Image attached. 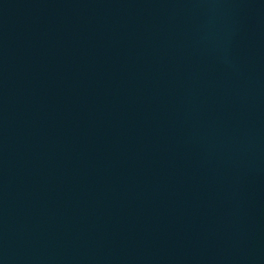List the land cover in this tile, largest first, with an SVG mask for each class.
Returning a JSON list of instances; mask_svg holds the SVG:
<instances>
[{
	"label": "water",
	"instance_id": "obj_1",
	"mask_svg": "<svg viewBox=\"0 0 264 264\" xmlns=\"http://www.w3.org/2000/svg\"><path fill=\"white\" fill-rule=\"evenodd\" d=\"M0 264H264V0H0Z\"/></svg>",
	"mask_w": 264,
	"mask_h": 264
}]
</instances>
